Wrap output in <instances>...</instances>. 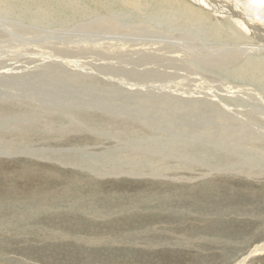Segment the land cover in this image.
<instances>
[{
  "label": "bare ground",
  "instance_id": "1",
  "mask_svg": "<svg viewBox=\"0 0 264 264\" xmlns=\"http://www.w3.org/2000/svg\"><path fill=\"white\" fill-rule=\"evenodd\" d=\"M239 1L241 3L242 9L237 11L235 9V6L231 2H223L222 0H0V6L12 8L13 10L21 12L22 14H25V16L27 18H29L31 21H34V22L39 24V25L33 26L31 24L21 25L22 23H15V24H2L1 23L0 24V36L5 35L6 34L5 31H9V28H11V27L22 26L20 28L25 29V30H28V27L32 28V31L36 30V33L33 34L34 37H37V41H34L35 42L34 46L36 45L39 47L40 46L44 47L47 44L50 47V43L52 44V41H51L52 39L60 41L62 39L65 40L64 38L68 37V38H75L76 39L75 45L67 47V50H70V51H73V49H75L78 53L83 51L84 53H95V52L111 53V54L132 53L133 55H137L136 57H134L135 59H133V61L131 59L132 62L130 61L131 63H129V64L133 65V67H131V68L125 66L121 69H117V68H115L114 64L108 63L107 66H103V67L100 66V68L97 70L105 73L106 75L110 74L111 76H108V78H110L111 80H117L116 79V76H118L117 72H120V75L122 74L123 78H120L118 80V83H120L122 86H124L123 90L126 93V95L122 94V96L119 97L120 101H117L118 99L116 101H113V102L119 104V105H116V104H114V105H116L120 108H123V107H125L124 105H126L128 108L136 110L137 112H140L136 116L132 115L135 118H130L129 116L122 115L121 113H120V116L111 113V114H107L108 116L99 115L98 117H95V115L92 113V111H87V110L82 111V109L74 108L75 106L74 107L72 106L74 109L73 108L65 109L63 107L62 108H56L54 105H53L54 108L53 107L50 108L49 106L45 107V106H43V104H37V103H35L34 100H29V99L28 100L31 103L20 102L18 104H15L14 100L0 101V120L8 121L9 123H11L13 121L11 123V125H9V126H4V127L0 126V131H1L0 132V155H5L7 157L5 159L15 158L17 156L23 155V156L30 157L31 159L37 158V160L40 159V160H42V162L45 161V163L46 162L49 163V160H53L52 158L45 157L43 155L42 156L41 155L36 156L34 154L38 150L45 151V149H39V148L33 149L31 147H26L23 150H26V151L30 150L31 153L15 152V151H18L17 149H19L21 147V144H14L12 142L13 138L14 137L17 138V136H20L19 137L20 140L25 141V139H26L25 135L26 134L39 133V134H41L40 137L37 138V140L34 142L38 141V143L42 142L44 144L45 143H55V142H61L62 143V141L63 142H68V141L70 142V140H76V139L81 138L83 136L85 137L86 133H84V132L91 131L93 133V135H91L93 138L89 137V139H90V141H92V140L96 141L97 140L96 134H99L102 131L103 132L106 131L105 133L107 134L106 135L107 137L105 136L102 138L104 140V146H106V145L110 146L111 141L115 142V140H121V141L127 140L128 141V140L140 139L142 137H147L146 139L150 140L151 148L154 149V150L146 151V150H141V148L139 149V147H137L136 149L115 150V152L113 154L108 153L109 154L108 159H105L106 158L105 157L104 160L101 159V162H98V163H96L94 161L96 163L94 165L89 164V163L90 162L92 163L93 159H96V158L91 157V156H87V155L78 157L77 163H79V162L85 163L86 166H88V164H89L90 167L88 168V171H89V169L94 170V171L95 170L100 171V173H101V171H103L102 176L105 175L106 177L107 176L111 177V179L117 178V180H119L120 178H123L125 176L124 174H128L127 176L129 178L133 177V178L138 179L137 177L138 176L140 177L141 175H138L136 177L134 174L136 173V175H137L138 172H140V173L143 172V174L148 173L149 176L150 175L152 176V183L153 184H156L157 179L161 180L162 182L161 181L160 182L164 183V187L163 186L162 187L164 189H166L168 186L174 185L173 183H171L170 181L165 179L169 176L171 177L173 174H181L182 172H185L186 169H189V171H191V172H202L203 170H206L207 168L214 167V168H218V169H223L222 170L223 172H226L227 174L233 175L235 177H239L241 180H246V181L251 182L252 179L258 178L257 180L263 181L264 180V154L263 155L258 154L257 156H254V154L256 152H253V150L257 149L259 153L264 152V138H261V137H264L263 134H261L264 132H262L260 130V127L264 129V95L262 94V93H264V0H239ZM143 16H144V18H146L145 16H148L149 18L152 17V19L153 18L156 19L157 21L154 20L156 22V23H154L155 25L154 24L152 25L153 21H152V23L150 22V24H148L149 19L147 20L148 23L145 21H138ZM140 20H144V19L142 18ZM150 20H151V18H150ZM137 29L142 30L144 33H142L141 36L137 35V32H139V31H135ZM145 33L149 34L148 36H151L152 38H155V39L152 40V42L150 41L151 39L147 42L145 39H148V38H145L143 36ZM134 36L136 38H134ZM95 37H99V38H95ZM31 39H33V38H31ZM91 41H94V42H91ZM30 42H32V41L30 40ZM157 42H159V43L155 44ZM70 43H72V42H70ZM40 53H44V52H40ZM139 53H141V54H139ZM157 53H164V54L165 53H183V56H178V55L174 56L173 55V57H166V56L159 57ZM40 55H42V54H40ZM55 58L57 59V57H55ZM160 58H163L162 62H164L163 60H169L171 62V65H172L171 67L175 68L177 71H179V69L186 70L188 72H191L192 74L199 75L201 79L202 78L207 79L206 77H210V79H214L215 77H217L216 80H219V78L226 80L225 83H219L218 86L216 85V87L220 88V90L222 89V92L224 91V93H221V91L220 92L216 91L215 90L216 88L214 90H209L208 93H207V91L200 89V88L188 89L187 91L185 89L182 92H180L179 94H173L172 92H168V91L162 92L161 90L164 88H159L158 86H155V85H151L152 88H150L149 91L154 89L151 92H147L148 90H145L146 92H137V91L135 92V91L127 88V87H130L133 89L134 87L139 86L138 88L143 89L144 86L148 87L147 86L148 83H146V84L143 82H139L138 84L137 83H130L126 79H132V80L136 79V78L139 79L142 76V79L145 78L148 81H151L152 76L157 78V76L160 72V67H161V65L159 63ZM37 60H41L42 64H38V65L36 64V67L38 68V70H36V72L31 71V70L29 72L25 71V72H22L20 74L15 75L14 79H16L19 82L20 81H27L28 82L30 80H35V77H36V79H38L37 81L42 82V81H47V80L52 79V78H59V80H62V78L67 77V78H70L69 81L74 80V79L75 80L79 79L81 81V83H84V84L85 83L87 84V82H90L89 84L92 85V83H93V88H95V86L101 87L103 90H106V88H107L106 86H103L102 80L96 76H93L92 73H82L81 71H74V70L68 69L66 67H63L64 65H60L59 63H56V62L49 64L48 61H47V63H44V61L42 59H37ZM52 61H54V60H52ZM45 62H46V60H45ZM36 63H37V61H36ZM153 65H155V66H153ZM156 65H159V67H156ZM142 66H149V67H146L144 69ZM140 67H142L143 69H140ZM217 69H220V71H223V74H221V73L219 74V72L216 73ZM211 71H215V72H211ZM224 72H226V73H224ZM162 74L167 76V77H175V78H182L183 77V76H180L181 74L178 72H175L173 75H171L169 72L165 71ZM230 75H231V78H233V79L239 78L240 79L239 80L240 85L237 84V85L231 86V84L233 85V81L224 77V76H230ZM113 76H115V77H113ZM133 76L135 78H133ZM220 76H222V77H220ZM248 81L250 82L249 86L253 85V88L247 86L248 84L246 82H248ZM230 82H232V83H230ZM245 83L247 85H245ZM119 87H118V89H119ZM224 87H225V89H223ZM156 88H158L159 91H161V92H157V91L155 92ZM202 88H204V87H202ZM206 88L209 89L210 87H206ZM96 90H99V88H96ZM169 90H170V88H169ZM117 92H120V91L117 90ZM184 94H192V95H190V97H188V96H183ZM171 96H173L172 97L173 99L170 98ZM134 97L136 98L134 100V102L127 101V99H132ZM115 99H116V97H115ZM49 102H47V103H49ZM241 103H247L248 107L243 106ZM178 110H183V111L184 110H192L194 113H191V114H199L195 117L201 118L200 124L194 123V124L185 125L184 123H182L183 126H181V127H180V125L177 126V128H180L179 130L173 129V131H171L172 135H168L170 130H171L170 127L165 129V133H158L161 130V129L158 130V127H161V125H159V124H162L163 122L171 121V118H178V117H182L184 115L183 112L177 113ZM188 113H190V112H188ZM150 114H158V115H150ZM210 118H212L214 121L211 122ZM128 121H130V122H128ZM81 125L86 126L84 131H83V128L81 127ZM93 125H96L97 127H101L102 128V129H100L101 131L98 132L97 129L92 127ZM168 125H170V124H168ZM184 125H185V128H184ZM72 137H74L75 139H73ZM45 139H49V140H45ZM155 140L160 141V143L155 141ZM196 141H200L199 146L193 145L194 142H196ZM155 143L158 146H155L156 145ZM246 143L251 144V146H252L251 149H247V148H245V146H243ZM159 146H161V147H159ZM217 148L223 149V151L222 152H216ZM32 151H34V152H32ZM234 156H237V158L238 157H240V158L238 160H233ZM231 160H233V161L230 162ZM32 161H33V159H32ZM7 162H9V161H7ZM36 162H38V161H36ZM228 162H230V163H228ZM18 163H19V161H18ZM45 163H43V165L53 169L57 173L58 178L59 177L65 178L66 176H69L71 173L73 175H75L74 174L75 172L73 173V169H72V171L69 170L70 168H65L62 170H56L54 168V165H49V164L47 165ZM181 163H184V166L181 165ZM3 164H5V163H3ZM7 164H9V163H7ZM13 164L15 165V163H13ZM127 164H129L130 166H128ZM75 165H77V164H75ZM21 167H22V165H21ZM23 167H25V166H23ZM61 167H63V166H61ZM126 167H128V169ZM80 168H82V167H79L78 169L80 170ZM127 170H129V171L127 172ZM208 171H206V173ZM15 172H14V174H15ZM9 173H11V172H9ZM219 173H221V171ZM163 175L167 176V177H164ZM205 175H203V176H205ZM208 175H209V173H208ZM217 175H218V173H217ZM86 176H88V175H86ZM178 176H180V175H178ZM209 176H211V175H209ZM128 177H126V178H128ZM214 177H215V173H214ZM229 177H231V176H228V177L226 176L225 178H229ZM23 178H25V177H23ZM58 178H55V179H58ZM175 178L176 177H173L174 180H175ZM225 178H223V179L226 180ZM168 179L170 180L171 178H168ZM199 179H201V178H199ZM62 180H64V179H62ZM62 180L60 179L59 181H62ZM66 180H68V178ZM176 180H178V179H176ZM179 180H186V179L183 178V179H179ZM20 181L22 182V180H20ZM25 181L26 180L24 179V182ZM135 181H137V180H135ZM191 181H193V180H191ZM235 181H236V179H235ZM237 181L239 183V180H237ZM86 182L84 181V184ZM216 182H218V181L216 180ZM224 182L222 181L223 184H224ZM226 182H227V180H226ZM126 183H127V181H126ZM133 183H136V182H133ZM146 183H149V182L146 180ZM157 183H158V181H157ZM243 183L245 184L244 181H243ZM17 184H19V183H17ZM23 184H21V185H23ZM37 184H40V182H38ZM87 184L88 183H86V185ZM195 184L198 185V183H195ZM223 184H222L221 188L224 186ZM229 184H231V183H229ZM47 185L49 186V188L51 187L48 183H47ZM90 185H91V183H90ZM132 185H134V184H132ZM189 185H191V184H189ZM216 185H218V183ZM256 185H258V184H256ZM263 185H264V183H263ZM35 186H37V185H35ZM73 186H75V185H73ZM122 186L124 187V185H122ZM242 186L243 185H241L240 187H242ZM18 187H21V186H18ZM45 187H46V184H45ZM81 187H79V189ZM83 187H82V189H84ZM90 187H92V186H90ZM116 187H118V186H116ZM132 187H135V186H132ZM215 187H217V186H215ZM231 187H233V186L231 185ZM77 188H78V186H77ZM77 188H75V189L77 190ZM127 188L128 187H124L123 189H117L116 188L117 190L114 192V195L110 196V198L112 197L110 200H112V202L114 201L113 204L112 205L110 204V205L114 206V203L116 202V205L118 206V208L116 206L115 207L117 209H119V208H120V210L124 209V211H121V212L126 211V213L128 212L131 214V211L133 209H137L139 207L143 208L145 206V203L139 204L138 200L140 197L138 196L139 195L138 194L137 196H135L133 198V200H131V199H130L131 201L129 200L130 202H133L132 204H130L131 206L129 207V202H125V200H124L125 197L127 196V194H130L129 190H127ZM187 188H185L184 186L182 187V189H186L185 191L188 190L186 192V194L187 193L190 194L194 191V190L192 191L190 189L191 188H197V187L193 186L190 189H187ZM224 188H226V187L224 186ZM228 188H229V186H228ZM243 188H245V187H243ZM137 189H138V187H137ZM152 189H153V187H152ZM248 189H249V187H248ZM76 190L73 189V192ZM168 190H169V188H168ZM168 190L166 189V194H165L166 199L163 200L164 203L169 201V199L171 200L173 198V197H171L172 195H170ZM218 190H220V189H218ZM70 191H71V189H70ZM139 191H142V193H144L146 195V197L149 199V196H150V195H148V194H150L149 189L141 188V189H139ZM172 191L174 192V194H173V196H174L175 191L173 189H172ZM172 191H170V192L172 193ZM176 191H178V189ZM238 191H240V190H238ZM241 191H244V193H245L246 189L241 190ZM249 191L251 192V190H249ZM257 191H258V189H257ZM49 192L51 193V191H49ZM158 192L161 193L160 191H158ZM224 192H226V190ZM224 192L222 191L221 194ZM247 192H246V195H247ZM34 193H37V192L35 191ZM39 193H42V191ZM59 193L61 194V192H59ZM68 193H69V191H68ZM155 193H153V194L155 195ZM179 193L181 194L182 192H179ZM201 193H202V191H201ZM214 193L215 192H213L212 194H214ZM31 194L32 193L30 192V195ZM52 194H54L53 191H52ZM75 194H77V192ZM94 194H96V193H94ZM226 194H227V192H226ZM26 195H27V192H26ZM69 195L71 197V194H69ZM84 195H85V193H84ZM91 195H93V194H91ZM96 195L98 196V194H96ZM219 195H218V197H219ZM11 196H12V194H11ZM67 196H68V194H67ZM232 196L233 195H231L230 198ZM242 196H243V194H242ZM242 196H240V197L242 198ZM36 197H38V196H36ZM36 197H35V199H36ZM89 197H91L90 194H89ZM155 197H156V195H155ZM227 197H229V195ZM43 198H44V196H43ZM67 198L64 197L65 201H67ZM95 198H94V200H96ZM151 198H153V197H151ZM187 198H189V197H187ZM201 198L204 199V197H201ZM220 198H222V197L220 196ZM225 198H224V200H225ZM252 198H253V196H252ZM61 199H62V197H57L55 201H54V199H53V201L51 200L52 201V203L50 204L52 206V207L50 206L51 209H54L53 207L56 206L58 204V202L61 201ZM73 199H74V197H73ZM158 199H159V197H158ZM180 199H182V198H180ZM217 199H219V198H217ZM20 200H22V199H20ZM25 201H26V199H25ZM103 201H104V199H103ZM155 201H158V200L156 199V200H154V202ZM188 201H186V202H188ZM193 201H195V200H193ZM197 201H199V199ZM263 201H264V199H263ZM17 202H18V200H17ZM27 202L28 201H26L25 203L27 204ZM82 202H84V201H82ZM94 202H96V201H94ZM205 202H207V201L205 200ZM157 203H156V205H157ZM164 203H163V205H164ZM209 203H210V201H209ZM215 203H217V202L215 201ZM231 203H232V201H231ZM241 203L242 202H240V204ZM18 204L20 206L23 205V204L21 205L20 203H18ZM43 204H44V202H43ZM83 204H85V203H83ZM88 204L89 203H87V205ZM93 204H95V203H93ZM10 205H11V202H10ZM87 205H83V206L86 207ZM159 205H160V203H159ZM181 205H179V207H180L179 210L181 209ZM212 205H214V203H212ZM221 205H222V203H221ZM255 205H257V204H255ZM29 206H30V204H29ZM40 206H41V204H40ZM88 206H87V208H88ZM92 206H94V205H92ZM69 207H71V206H69ZM192 207H193V205L191 206V208ZM213 207H215V206H213ZM34 208H36V207H34ZM100 208L103 210L102 211L100 210L99 212L105 211L104 207L98 206L96 209H100ZM116 208H115V210H116ZM19 209H20V207H19ZM27 209H29V208H27ZM63 209H64V207H63ZM81 209L82 208H80V210ZM106 209H108V208H106ZM160 209H158V211H155L154 213L140 214L141 215L140 218L145 219V220L136 219V221L138 220V223H140V228L142 229L143 227H146L150 221L152 222V219H153V223H155V224H160V225L165 226L166 223H169V221H167V220L164 222V220L166 218L164 216V214H166V212H164L165 209L164 210H160ZM183 209H184V211H186L185 210L186 208H183ZM67 210H68V208H67ZM115 210L112 212V214L115 213ZM237 210H239V209H237ZM23 211H25V210H23ZM56 211H58V210H56ZM70 211H72V210H70ZM145 211H148V210H145ZM210 211L207 210V212H210ZM10 212H8V213L10 214ZM14 212L16 213L17 211H14ZM64 212L65 211H63V213ZM85 212H87V211H85ZM117 212H118V210H117ZM137 212H139V211H137ZM151 212H153V211H151ZM204 212L205 211L203 210L202 213H204ZM103 213H104L103 215H101L100 213L98 214V212L93 214V217L91 218V220H93L94 222L96 220H100L101 217L105 216L106 212H103ZM237 213H239V212L236 211V215H238ZM245 213H243V214L245 215ZM9 214L0 213V216L3 217V218L0 217L1 218L0 222H3L6 219H8L10 217V216H8ZM24 214L25 213H23V215ZM187 214H188V212H187ZM124 215L125 214H123V216ZM135 215H136V213H135ZM186 215L183 217V219L188 218V217L186 218ZM189 215H191V214H189ZM199 215H201V214H199ZM254 215H256V214H254ZM60 216H61V214H60ZM127 216H129V215H126L125 217L127 218ZM168 216H169V214H168ZM22 217H24V220L26 219L25 216H22ZM112 217H113V215H112ZM129 217H131V215ZM245 217H247V216H245ZM46 218H48V216L45 217V219ZM49 218H50V216H49ZM61 218H63V217H60V219ZM120 218L121 217H119V219L117 218V220L122 221L123 218H122V220ZM136 218H138V217H136ZM15 219H13V220H15ZM82 219H84V217ZM114 219H115V217H114ZM223 219H225V218H223ZM10 220L12 222V219H10ZM52 220H53V218H52ZM77 220H79V218ZM77 220H72L71 222H68L69 224H66V225L72 226L71 228L80 227V229L81 228L83 229L86 227V225L85 226L82 225V224H84V222H82L81 219H80L81 223H80V221H77ZM200 220L201 219H199V221L197 220L198 222H196V223H198V224L195 223L193 225V227H191V228L192 229H195L198 227L203 228V229L204 228H210V227L212 228V226L210 224L206 223L205 221L202 222ZM203 220H204V218H203ZM259 220H260V218H259ZM55 221H54V223H55ZM45 222H47V221H45ZM117 222L120 223L119 221H117ZM117 222H115V223H117ZM130 222H127V223L130 224ZM100 223L102 224V222H100ZM106 223H104V224L106 225ZM110 223H111V221H110ZM133 223H135L134 219H133ZM226 223H228V222H226ZM235 223H236V221H235ZM258 223H260V221ZM0 224H2V223H0ZM14 224L9 225L8 228H14L15 227ZM38 224H39V222H38ZM49 224L53 225L51 222ZM129 224L125 225L122 222L121 225L118 224L119 226H117L119 229H121L122 234L123 233H124V235L127 234L125 236L126 238H128L127 236H131L128 234L130 232H132L131 230L134 229V227H132L133 225H129ZM220 224H221V222H220ZM261 224H262V220H261ZM80 225H82V226H80ZM98 225H99V223H98ZM136 225H137V223H136ZM233 225H235V224H233ZM263 225H264V222H263ZM89 226L87 224L86 229H88V231H89ZM150 226H152V225H150ZM24 227L26 229L25 231H27V232L34 230L33 227H37L38 229H40L39 228L40 226L38 227V225L35 224V220L31 221L30 225L25 224ZM112 228H113V226H112ZM181 228H182V226H181ZM19 229H21V228H19ZM98 229H99V227H98ZM149 229H150V227H149ZM233 229H236V228H233ZM21 230H18V231H21ZM52 230H54V229H52ZM56 230H58V229H56ZM62 230L63 229H61V232H62ZM156 230H157V228H156ZM165 230H163V231H165ZM256 230H258V229L256 228ZM59 231H57V232H59ZM65 231H66V229H65ZM71 231L70 232L68 231V232L71 233V235L75 237V235ZM112 231H114V230H112ZM149 231L153 232L151 230H149ZM149 231H147V232H149ZM183 231H179V232L181 233ZM258 231H260V230H258ZM37 232H39V231H37ZM119 232H120V230H119ZM147 232L145 231V232H143V234L144 233L147 234ZM160 232H162V230ZM167 232H169V231H167ZM190 232H192V231L190 230ZM209 232H212V231H209ZM228 232H229V230H228ZM42 233H44V232H42ZM109 233H111V231ZM135 233L137 234V231ZM155 233H153L154 234L153 236H155ZM53 234H56V231ZM63 234L65 235V232ZM80 234H79V236H80ZM122 234H120L119 236H114V235H111V236H113V238L116 240L120 239V238H122L121 240H123V241L127 240V239L122 237ZM138 234H139V232H138ZM251 234H252V232H251ZM132 235H133V233H132ZM235 235H236V233H235ZM46 236H48V235H46ZM54 236H56V235H54ZM76 236H78V234ZM82 236H83V234H82ZM187 236H189V235L186 234V237ZM220 236H221V234H220ZM249 236H250V234H249ZM35 237H37V236L35 235ZM94 237H96V236L94 235ZM136 237H134V238H136ZM150 237H152V236L147 234V235H143L141 238H142V240H143V238L144 239L146 238V239H148V241H150L149 240ZM172 237H173V235H172ZM252 237H253V235H252ZM255 237H256V234H255ZM46 238H48V237H46ZM80 238H82V237L80 236ZM168 238L169 237H167V239ZM214 238H216V237H214ZM70 239H74V238L72 237ZM77 239H79V238H77ZM96 239H97V237H96ZM110 239H112V238H110ZM156 239H157V237H156ZM172 239H171V242H172ZM139 240H138V242H139ZM232 240H233V238H232ZM247 240L248 239H246V241ZM258 240H259V238L257 239V241ZM42 241H44V240H41V242ZM63 241H65V240H63ZM86 241H88V239ZM99 241H101V240H99ZM102 241H104V239ZM105 241H108V240H105ZM133 241H134V239H133ZM174 241H176V240H174ZM17 242L19 243V241H16V243ZM80 242H78V243H80ZM121 242L122 241H120V243ZM141 242H142V245L146 244V242H143V241H141ZM168 242H169V244H171L170 241H168ZM20 243H21V241H20ZM91 243H93V242H91ZM112 243H115V242H112ZM154 243H150V244L152 245ZM177 243H178V241H177ZM196 243L197 242H195V244ZM237 243H240V242H237ZM169 244H167V247L169 246ZM217 244L219 245V243H217ZM217 244L215 242L214 243L212 242L209 244V246L212 249L217 250L218 249L216 247ZM27 245L30 248L39 249V247H37V246H33V245L28 244V243H27ZM110 245H111V243H110ZM128 245H130V244H128ZM134 245H135V243H134ZM196 245H195V247H196ZM248 245L244 246L243 248L240 246L241 248H239V252H241V250L243 252L245 250V247H247ZM67 246H68V243H67ZM71 246H73V245H71V243H70V247L68 246L69 250L67 252H70ZM95 246H97V244ZM52 247H55L54 244ZM62 247L64 249L63 245H62ZM62 247H60V248L62 249ZM138 247H140V246L138 245ZM171 247H172V245H171ZM189 247H190V244H189ZM220 247H221V244H220ZM16 248L18 249V247H16ZM74 248H75V246H74ZM141 248H140V250H141ZM9 249H10V247H9ZM51 249H53V248H51ZM183 249H185V248H183ZM263 249H264V242H262V243L259 242V244H256L252 249L249 250L248 253H246V254L244 253V255H241V257L238 259V262H236L235 264H239V263L241 264V262L247 260L249 257H253L254 255L259 253L260 251H263ZM58 250L60 251V249H58ZM148 250L150 252V249H148ZM50 251H48V252H50ZM59 251H55L56 254ZM71 251H72V249H71ZM81 251H83V250H81ZM111 251L113 252V255L107 257L105 259L106 261L107 260H113V259L117 258V255L119 256V254L115 255V253L117 252V251L115 252V249H112ZM130 251H132V250H130ZM156 251H158V249ZM26 252H27V250H25V253ZM65 252L66 251H64V253ZM96 252L100 253V250L90 249L89 251H84L83 254L84 253H96ZM125 252H126V250H125ZM239 252H237V253H239ZM52 254L54 255L55 253H52ZM100 254L102 255V253H100ZM143 254H145V253H143ZM208 255L209 256L211 255L215 261L221 262V260H217V259H220V255H222V254H215L214 253L212 255V253H210ZM188 256H190V255H188ZM196 256L197 255H195V257ZM132 257H134V256H132ZM90 258H88V259L92 260V257H90ZM98 258H100V257H98ZM120 258H122V257H120ZM54 259H56V258H54ZM13 260H15V259H13ZM60 260H61V258H60ZM67 260H69V259H67ZM37 261L38 260H36V262ZM69 261H71V260H69ZM140 261L141 260H139V262ZM161 261H162V259H161ZM88 262H91V261H88ZM112 263L115 264L116 260H115V262H112ZM81 264H83V263H81ZM89 264H92V263H89ZM153 264H156V263H153ZM218 264H221V263H218ZM222 264H223V262H222Z\"/></svg>",
  "mask_w": 264,
  "mask_h": 264
},
{
  "label": "rangeland",
  "instance_id": "2",
  "mask_svg": "<svg viewBox=\"0 0 264 264\" xmlns=\"http://www.w3.org/2000/svg\"><path fill=\"white\" fill-rule=\"evenodd\" d=\"M222 1L223 2H231L235 6V9L237 11L242 9V6H241V3H240L239 0H222ZM0 15H1L0 16V24L1 23L2 24L22 23L21 25H26V24H31L33 26L34 25H39L38 23H36L34 21H31L29 18H27L25 16V14H22L21 12L13 10L12 8H7V7H4V6H0ZM145 17L146 18H144V16L140 18V19L143 18L144 20H140L139 19L138 21H145V22L148 23L147 20L149 19V23L148 24H150V22L152 23V21H153L152 25L154 23H156L154 21L156 19H154V18L152 19V17H150L151 18V20H150V18L148 16H145ZM20 27H22V26H20ZM20 27H11V28H9V31H5L6 32L5 35L0 36V101L14 100L15 104H18L20 102H25V103L29 102V103H31L29 100H34L35 103L43 104V106H45V107L49 106L50 108L51 107L54 108V106H55L56 108H62L63 107L65 109H67V108H73L75 106L74 108L82 109V111H85V110L92 111V113L95 115V117H98L99 115L108 116L107 114H111V113L120 116V113H121L122 115L129 116L130 118H135L132 115L136 116V115H138L140 113V112H137L136 110L128 108L126 105H124L125 107L120 108V107L116 106V105H119L118 103L113 102V101H116L117 99H118L117 101H120L119 97L122 96V94L126 95V93L123 90L124 86H122L120 83H118V80L120 78H123L122 74L120 75V72H117V75H118V76H116L117 80H111L110 78H108V76H111L110 74L106 75L105 73L100 72V71L97 70V69L100 68V66H102V67L103 66H107L108 63L114 64L115 68H117V69H121V68H123L125 66L131 68V67H133V65L129 64V63H131L133 61V59H135L134 57H136L137 55H133L132 53H115V54L98 53V52H95V53H84L83 51L78 53L75 49H73V51H70V50H67V47L75 45L76 44V41H75L76 39L75 38H68V37L64 38L65 40L62 39L60 41L52 39L51 40L52 44L50 43V47L47 44L44 47H42V46L39 47V46H36V45L34 46V44H35L34 41H37V37H34L33 34L36 33V30L32 31V28H29V27H28V30H25V29H22ZM135 31H139V32H137V35H140V36H141L142 33H144L142 30H139V29H137ZM148 35L149 34L145 33L143 36L145 38H148V39H145L147 42L150 39H151L150 41L152 42V40H154L155 38H152L151 36H148ZM31 38H33V39H31ZM95 38H99V37H95ZM134 38H136V37L134 36ZM29 39L32 42H30ZM70 42H72V43H70ZM91 42H94V41H91ZM158 43L159 42H157L155 44H158ZM40 52H44V53H40ZM40 54H42V55H40ZM139 54H141V53H139ZM157 54H158L159 57H162V56L173 57V55L174 56H177V55L178 56H183V53H165V54L164 53H157ZM55 57H57V59ZM37 59H42L44 61V63H47V61H48L49 64L56 62V63H59L60 65H64L63 67H66V68L74 70V71H81L82 73H92L93 76H96L99 79H101L102 82H103V86H106L107 88H106V90H103L101 87H98V86H95V88H93V83H92V85L89 84L90 82H87V84L86 83L84 84V83H81V81L79 79H76V80L74 79V80L69 81L70 78H67V77L62 78V80H59V78H52V79H49L47 81H42V82L37 81L38 79H36V77H35V80H30L28 82L27 81H20L19 82L16 79H14L15 75L20 74V73L25 72V71L29 72L31 70V71H35L36 72V70H38V68L36 67V64L37 65L38 64H42L41 63L42 61L41 60H37ZM131 59H132V61H131ZM162 59L163 58L159 59L160 60L159 63L161 65V67H160V72H159L157 78L152 76V80L151 81H148L145 78L142 79V76L139 79L136 78V79H133V80L125 78L130 83H137V84L139 82H143L145 84L148 83L147 84L148 87L144 86L143 89L142 88H138L139 86H136L133 89L130 88V87H127V88H129V89H131V90H133L135 92L136 91L137 92H146L145 90H148L147 92H151V91L154 90V89H152L151 91H149V89L152 88L151 85H155V86H158L159 88H164V89L161 90L162 92L168 91V92H172L173 94H179L180 92H182L185 89L187 91L188 89H194V88L203 89V90L207 91V93H208L209 90H214L216 88L215 89L216 91H218V92L221 91V93H224V91L222 92V89L220 90V88H217L216 85L218 86L219 83H225L226 80L221 79V78H219V80H216L217 77H215V78L213 77L214 79H210V77H206L207 79H204V78L201 79L199 75L192 74L191 72H188L186 70L179 69V71H177L175 68L171 67L172 65H171V62L169 60H163L164 62H162ZM45 60H46V62H45ZM52 60H54V61H52ZM36 61H37V63H36ZM153 66H155V65H153ZM142 67L145 69L146 67H149V66H142ZM142 67H140V69H143ZM156 67H159V65H156ZM165 71L169 72L171 75H173L175 72H178V73L181 74L180 76H183V77L182 78L167 77V76L162 74ZM211 72H215V71H211ZM217 72H219V74L220 73L223 74V71H220V69H217L216 73ZM224 73H226V72H224ZM113 77H115V76H113ZM220 77H222V76H220ZM224 77H226V78H228V79L233 81V85L231 84V86H234V85H237V84L240 83V81H239L240 79L239 78H234L233 79V78H231V75L230 76H224ZM133 78H135V77L133 76ZM248 82H246L248 85L246 83H245V85L249 86L250 82L249 83ZM230 83H232V82H230ZM118 87H119V89H118ZM202 87H204V88H202ZM206 87H210V88L207 89ZM249 87L253 88V85L249 86ZM96 88H99V90H96ZM169 88H170V90H169ZM223 89H225V87ZM117 90L120 91L121 93L117 92ZM156 91L157 92H161V91H159L158 88H156L155 92ZM262 94L264 95V93H262ZM190 95H192V94H184L183 96L190 97ZM115 97H116V99H115ZM172 97L173 96H171L170 98H172ZM135 99L136 98L134 97L132 99H127V101L134 102ZM47 102H49V103H47ZM114 104H116V105H114ZM241 104L243 106H245V107H248L247 103H241ZM181 112L184 113V115L182 117L171 118V121L163 122L162 124H159V125H161V127H158V130L159 129H161V130L158 133H165V129L170 127L171 130H170L168 135H172L171 131H173V129L174 130H179L180 128H177V126L178 125H180V127L183 126L182 123H184L185 125L194 124V123L200 124V122H201L200 119L201 118H199V117L196 118L195 117V116H197L199 114H191V113H194L192 110H184V111L183 110H178L177 113H181ZM188 112H190V113H188ZM150 115H158V114H150ZM210 121L212 122L214 120L212 118H210ZM128 122H130V121H128ZM11 123H9L8 121L0 120V126L1 127L9 126V125H11ZM168 124H170V125H168ZM185 125H184V128H185ZM81 127L83 128V131H84L86 126L85 125H81ZM92 127L97 129L98 132L101 131L100 129H102L101 127H97L96 125H93ZM260 130L262 132H264V129L261 128V127H260ZM105 132L102 131V132H100L101 134L100 133L96 134L97 135V138H96L97 140L96 141H93V140L90 141L89 137L93 138L91 136V135H93V133L91 131L84 132V133H86L87 137L83 136V137L78 138L76 140H70V142L69 141L68 142H63L62 141V143L61 142H55V143H45L44 144L42 142L38 143V141L34 142V141L37 140V138L40 137L41 134H39V133L26 134L25 135V138H26L25 141L20 140V138H19L20 136H17V138L14 137L15 139L13 138L12 142L14 144H21V147L19 149H17L18 151H15V152L31 153L30 150H27V151L23 150L26 147H31L33 149L34 148L45 149V151H40V150H38L37 152L35 151L36 153H34V154L36 156H40V155L42 156L43 155L45 157L52 158L54 161L53 160H49V163H47V162L45 163V161L42 162V160H40V159L37 160V158H32L33 161L35 160L33 162L30 157L23 156V155L17 156L15 158L5 159V158H7L5 155H0V164L2 165V166L0 165V173H1L0 174V176H1L0 177V198H1L0 199V204H1L0 205V213L9 214L8 212L11 211L10 214L8 215L10 217L8 219H6L5 221L0 222V223H2V224H0V264H62V263L63 264H71V263L72 264H81V263H83V264H89V263H92V264H114L112 262H115V260H116L115 264H124V263L125 264H133V263L134 264H141L142 262H143L142 264H153V263H156V264H160V263L161 264H174V263L175 264H187V263L188 264H218V263H221L222 264V262H223V264H235L236 262H238V259L241 257V255H244V253L245 254L248 253L249 250L252 249L256 244H259V242L260 243L264 242V231H263L264 230V225H263V222H264V201H263V199H264V185H263L264 180L263 181L257 180L258 178L252 179L251 182L246 181V180H241L239 177H235L233 175L227 174L226 172H223L222 171L223 169H218V168H214V167L207 168L209 171L206 169V170H203L202 172H191V171H189V169H186L185 172H182L181 174H173L171 177L170 176L167 177V176L163 175L164 177H167V178H165L166 180L170 181L171 183H173L175 185V186L174 185L173 186H168L166 188L167 190L169 188L168 191H169L170 195H172L171 197H173V198L175 197V198L174 199L172 198L171 200L169 199L170 202L167 201V202L164 203L163 200L166 199L165 198L166 189L163 188L164 187V183H161L162 181L157 179L156 180V184L157 185L153 184L152 183V176L151 175L149 176L148 173H146V174L144 173L143 174V172H141V173L138 172L137 175L135 173L134 175L136 177L138 175H141L140 177L139 176L137 177L138 179L133 178V177H132L133 179L131 177L129 178L127 176L128 174H124L125 176L123 178H120L119 180H117V178H112L111 179V177H108V176L106 177L105 175L102 176V174H103L102 172L103 171H101V173H100V171H97V170L94 171V170H91V169H89L90 172L88 171V168L90 167L89 164H93L94 165V164H96L98 162H101V159L104 160L105 157H106L105 159H108L109 158V154L108 153L113 154L115 152V150L136 149L137 147H139V149L141 148V150H146V151L154 150V149L151 148L150 140L146 139L147 137H142L140 139L128 140V141L127 140H125V141L115 140V142L111 141V143H110L111 145L110 146H108V145L104 146V140L102 138L107 135ZM261 134H263V136H264V133H261ZM72 138L75 139L74 137H72ZM261 138H264V137H261ZM45 140H49V139H45ZM155 141L160 143V141H158V140H155ZM193 145L199 146L200 145V141L194 142ZM155 146H158V145L156 144ZM243 146H245V148H247V149H251V147H252L250 143H246ZM159 147H161V146H159ZM222 151H223V149H219V148H217V150H216V152H222ZM32 152H34V151H32ZM253 152H256L254 154V156H257L258 154L259 155H261V154L263 155L264 154V152H260L259 153L257 149L253 150ZM85 155L96 158V159H93V162L95 161L96 163L95 162L94 163L90 162L88 164V166H86L85 163H80V162L77 163L78 162L77 161L78 157L79 156H85ZM239 158L240 157L237 158V156H234L233 160H238ZM233 160H231L230 162H232ZM7 161H9V162H7ZM18 161H19V163H18ZM36 161H38V162H36ZM230 162H228V163H230ZM3 163H5V164H3ZM7 163H9V164H7ZM13 163H15V165ZM43 163H45L47 165L48 164L49 165H54V168L56 170H62V169H65V168H70L69 170L72 171V169H73V173L75 172L74 173L75 175H73L72 173L71 174L69 173L70 175L66 176L65 178H60V177L58 178L57 173L53 169H51V168H49L47 166H44ZM75 164H77V165H75ZM21 165H22V167H21ZM127 165L130 166L129 164H127ZM181 165L184 166V163H181ZM23 166H25V167H23ZM61 166H63V167H61ZM77 167L78 168L82 167V168H80V170H79ZM126 168L128 169V167H126ZM128 171L129 170H127V172ZM206 171H208V172L206 173ZM220 171H221L222 174L219 173ZM9 172H11V173H9ZM14 172H15V174H14ZM208 173L211 176H209ZM214 173H215V177H214ZM217 173H218L219 176L217 175ZM86 175H88V176H86ZM178 175H180V176H178ZM203 175H205V176H203ZM22 176L25 177V178H23ZM226 176L227 177L231 176V177L225 178ZM126 177H128V178H126ZM173 177H176L175 180L173 179ZM55 178H58L59 180L60 179L61 180L64 179V180L59 181L58 179H55ZM67 178H68V180H66ZM168 178H171V179L169 180ZM183 178L186 179V180H179V179H183ZM199 178H201V179H199ZM223 178H225L228 183ZM24 179L26 180L25 182H24ZM176 179H178V180H176ZM235 179H236V181H235ZM20 180H22V182ZM135 180H137V181H135ZM146 180L149 183H146ZM191 180H193V181H191ZM216 180L218 182H216ZM237 180H239L240 184L238 183ZM84 181L85 182L87 181L86 183H88V184L87 185H86V183L84 184ZM126 181H127V183H126ZM157 181H158V183H157ZM222 181L223 182L225 181L224 184L222 183ZM243 181L245 182V184L243 183ZM38 182H40L41 185L37 184ZM133 182H136V183H133ZM220 182L226 188H224V186L221 188L222 184ZM17 183H19V184H17ZM47 183L51 186L50 188L47 185ZM71 183L73 185H75L76 187L73 186ZM90 183H91V185H90ZM193 183L194 184L198 183V185L197 184L194 185ZM217 183H218V185H216ZM229 183H231V184H229ZM21 184H23V185H21ZM45 184H46V187H45ZM132 184H134V185H132ZM189 184H191V185H189ZM238 184L240 186L241 185H243V186L240 187ZM256 184H258V185H256ZM35 185H37V186H35ZM122 185H124V187H128L127 190H129V193H130V194H127V196L124 199L125 202H129V207L131 206L130 204L133 203V202H130V201L133 200V198L135 196H137L138 194H139L138 196L141 198V199L139 198L140 201L138 200L139 204L145 203V206L143 208L142 207L137 208L138 210L137 209H133L132 210L133 212L131 211V214L128 213V212L126 213V211L125 212H121V211H124V209H122V210H120V208L117 209L118 206L116 205V202L114 203V206H111L114 201L112 202V200H110L112 198V197L110 198V196L114 195V192L117 189H123L124 187ZM231 185L233 187H231ZM18 186H21V187H18ZM77 186H78V188H77ZM81 186L82 187L84 186L83 187L84 189H82ZM90 186H92V187H90ZM116 186H118V187H116ZM132 186H135V187H132ZM183 186L185 188L188 187L187 189H190L193 186H195L197 188H191L190 190H192V191L194 190L195 192L193 191L190 194L189 193L186 194V192L188 190L185 191L186 189H182ZM215 186H217V187H215ZM228 186H229V188H228ZM79 187H81V188L79 189ZM137 187H138V189H137ZM152 187H153V189H152ZM243 187H245V188H243ZM248 187H249V189H248ZM75 188H77V190ZM141 188H143V189L147 188V189L150 190L149 191L150 194H148V195H150L149 199L146 197V195L144 193H142V191H139V189H141ZM70 189H71V191H70ZM73 189L76 190V191H74L75 193L76 192H77V194L79 193L78 194L79 196L73 192ZM172 189L175 191V195L174 196H173L174 192L172 191ZM177 189H178V191H176ZM218 189H220V190H218ZM224 189L226 190L227 194H226V192H224L225 191ZM245 189H246L245 193H244V191H241V190H245ZM257 189H258V191H257ZM67 190L69 191V193H68ZM238 190H240L241 192L238 191ZM249 190H251V192ZM35 191L37 193H34ZM38 191L39 192L42 191V193H39ZM49 191H51V193ZM52 191H53L54 194H52ZM158 191H160L162 194L159 193ZM170 191H172V193ZM201 191H202V193H201ZM222 191L224 192V193H222L223 195L221 194ZM26 192H27V195H26ZM30 192L32 193L31 195H30ZM59 192H61V194ZM179 192H182V193L180 194ZM213 192H215V193L212 194ZM246 192H247V195H246ZM84 193H85V195H84ZM94 193L98 194V196L96 194H94ZM108 193L109 194L111 193V194L109 195ZM153 193H155L156 197H155V195ZM11 194H12V196H11ZM67 194H68V196H67ZM69 194H71V197L73 196L74 199H73V197L71 198ZM89 194H90L91 197H89ZM91 194H93V195H91ZM242 194H243L244 197L242 196ZM250 194L253 196V198H252V196ZM42 195L44 196V198H43ZM218 195H219V197H218ZM228 195H229V197H227ZM231 195H233V196L230 198ZM36 196H38L39 198L36 197ZM220 196L222 198H220ZM240 196H242V198ZM35 197H36V199H35ZM57 197H62V199H61L60 202H58V204L56 206L53 207L54 209H51L52 206L50 204L52 203L53 199L55 201ZM64 197L65 198L68 197L67 201H65ZM151 197H153V198H151ZM158 197H159V199H158ZM187 197H189V198H187ZM201 197H204V199L201 198ZM94 198L96 200H94ZM180 198H182V199H180ZM211 198L212 199L214 198V199L212 200ZM217 198H219V199H217ZM224 198H225V200H224ZM20 199H22V200H20ZM25 199H26V201H28L27 204L25 203L26 202ZM103 199H104V201H103ZM156 199L158 200V201H155L156 203L158 202L157 205L154 202V200H156ZM198 199H199V201H197ZM17 200H18V202H17ZM93 200L96 201V202H94ZM193 200H195V201H193ZM205 200L208 203L205 202ZM82 201H84V202H82ZM186 201H188V202H186ZM209 201H210V203H209ZM215 201L217 203H215ZM231 201H232V203H231ZM239 201L242 202V203L240 204ZM10 202H11V205H10ZM43 202H44V204H43ZM86 202L89 203L88 204L89 206L87 205ZM18 203H20L21 205L23 204V205L20 206ZM39 203L41 204L42 207L40 206ZM83 203H85V204H83ZM93 203H95V204H93ZM159 203H160V205H159ZM163 203H164V205H163ZM212 203H214V205H212ZM221 203H222V205H221ZM254 203L257 204V205H255ZM29 204H30V206H29ZM46 204L47 205L49 204V205L47 206ZM178 204L179 205L182 204L180 210H179L180 207H179ZM83 205H87L88 208H87V206L85 207ZM92 205H94V206H92ZM192 205H193V207L191 208ZM33 206L36 207V208H34ZM69 206H71V207H69ZM98 206L99 207H104L105 211H103V212H106V213H105V216L101 217L100 220H96L94 222L93 220H91V218L93 217V214H95L97 212H98V214L100 213L101 215L104 214L103 212H99L100 210L102 211L103 209H101V208L100 209H96ZM213 206H215V207H213ZM19 207H20V209H19ZM63 207H64V209H63ZM79 207L82 208V209L80 210ZM27 208H29V209H27ZM67 208H68L69 211L67 210ZM106 208H108V209H106ZM115 208H116V210H115ZM183 208H186L185 209L186 211H184ZM158 209H160V210H164L165 209L164 212H166V214H164V216L166 218H165L164 222L167 220V221H169V223H166L165 226L164 225H160V224H155V223H153V219H152V222L151 221L149 222L150 224L148 223V225L146 227H143L141 229L140 228V223H138V220H145V219L140 218L141 217L140 214L154 213L155 211H158ZM237 209H239V210H237ZM23 210H25V211H23ZM56 210H58V211H56ZM70 210H72V211H70ZM114 210H115V213L112 214V212ZM117 210H118V212H117ZM145 210H148V211H145ZM203 210L205 211L204 212L205 214L202 213ZM207 210L208 211L211 210V211L207 212ZM14 211H17V212L15 213ZM63 211H65V212L63 213ZM85 211H87V212H85ZM137 211H139V212H137ZM151 211H153V212H151ZM236 211L239 212V213H237L238 215H236ZM187 212H188V214H187ZM23 213H25V214L23 215ZM135 213H136V215H135ZM243 213H245V215ZM60 214H61V216H60ZM123 214H125V215L123 216ZM168 214H169V216H168ZM189 214H191V215H189ZM199 214H201L202 216L199 215ZM254 214H256V215H254ZM112 215H113V217H112ZM126 215H129V216L131 215V217L127 216V218H126L125 217ZM185 215H186V218L188 217L187 219H183V217ZM22 216H25L26 219L24 220V217H22ZM47 216H48V218L45 219V217H47ZM49 216H50V218H49ZM245 216H247V217H245ZM0 217L3 218L2 216H0ZM60 217H63V218H61L62 220L60 219ZM83 217H84L85 220L82 219ZM114 217H115V219H114ZM119 217H121L120 218L121 220L123 218V220L122 221L117 220V218L119 219ZM136 217H138V218H136ZM1 218H0V221H1ZM52 218H53L54 221L56 220L55 223L52 220ZM78 218H79V220H77ZM132 218L134 219L135 223H133V219ZM203 218H204V220H203ZM223 218H225V219H223ZM259 218H260V220H259ZM10 219H12V222H11ZM13 219H15V220H13ZM80 219L82 220V222H84V224H82V225H84V226L86 225V227L83 228V229L82 228L80 229V227L71 228L72 226L66 225V224H69L68 222H71L72 220H77V221H80V223H81ZM136 219H138V220L136 221ZM199 219H201L200 221H202V222L205 221L206 223L210 224L213 229L211 227L210 228H204V229L203 228H199V227L195 228L196 230L198 229L199 231L198 230L196 231L195 229H192L191 227H193V225L196 222H198ZM232 219L233 220L235 219V220L233 221ZM33 220H35V224L38 225V227L40 226L39 227L40 229H38L37 227H33L34 230L29 231V232L25 231L26 230L25 227H24L25 224L26 225H30L31 221H33ZM261 220H262V224H261ZM45 221H47V222H45ZM49 221L53 225L49 224L50 223ZM110 221H111L112 224L110 223ZM117 221H119L120 223H118ZM235 221H236V223H235ZM259 221H260V223H258ZM38 222H39V224H38ZM100 222H102V224ZM115 222H117V223H115ZM122 222L125 225L129 224L127 222H130L129 225H133L132 227H134V229L132 228L133 230H131L132 232H130L128 234V235H131V236H127L128 238L125 237L127 234L126 235H124V233L122 234L121 229H119L117 227V226L121 225ZM220 222H221V224H220ZM226 222H228V223H226ZM98 223H99V225H98ZM104 223H106V225ZM136 223H137V225H136ZM13 224L15 225V227L17 229L15 227H14L15 229L14 228H8L9 225H13ZM87 224H88V226L90 225L89 226V231H88V229H86L87 228ZM196 224H198V223H196ZM233 224H235V225H233ZM82 225H80V226H82ZM150 225H152V226H150ZM112 226H113V228H112ZM181 226H182V228H181ZM98 227H99V229H98ZM149 227H150V229H149ZM19 228H21L22 230L19 229ZM55 228L58 229V230H56ZM156 228H157V230H156ZM233 228H236V229H233ZM256 228L258 230H260V231L256 230ZM52 229H54V230H52ZM61 229H63L62 232H61ZM65 229H66V231H65ZM111 229L114 230V231H112ZM148 229L153 231V232H150ZM18 230H21V231H18ZM67 230L69 232L72 230L71 232L75 235V237L72 236L71 233H69ZM119 230H120V232H119ZM161 230H162V232H160ZM163 230H165V231H163ZM190 230L192 232H190ZM228 230H229V232H228ZM37 231H39V232H37ZM41 231L44 232V233H42ZM55 231H56V234H53V233H55ZM57 231H59V232H57ZM63 231L65 232L66 236L63 234L64 233ZM110 231H111V233H109ZM136 231H137V234L135 233ZM145 231L146 232L149 231V232H147V234L152 236L149 239L150 241H148V239H146V238L145 239L143 238V240H142L141 237L143 235H147L145 233L143 234V232H145ZM167 231H169L170 233L167 232ZM179 231H183V232L180 233ZM209 231H212V232H209ZM250 231L252 232V234H251ZM138 232H139V234H138ZM132 233H133L134 236L132 235ZM153 233H155V236H153L154 235ZM235 233H236V235H235ZM77 234H78V236H76ZM79 234H80V236L82 238H80ZM82 234H83V236H82ZM120 234H122L123 238H125L127 240L129 239V240L128 241L127 240L123 241V240H121L122 238L116 240V239L113 238V236H111V235L119 236ZM186 234L189 235V236L186 237ZM220 234H221V236H220ZM249 234H250V236H249ZM255 234H256V237H255ZM35 235L37 237H35ZM46 235H48V236H46ZM54 235H56V236H54ZM90 235L91 236L93 235V236L91 237ZM94 235L97 237V239H96V237H94ZM172 235H173V237H172ZM252 235H253V237H252ZM46 237H48V238H46ZM72 237L74 239H70ZM134 237H136V238H134ZM156 237H157V239H156ZM167 237H169V238L167 239ZM214 237H216V238H214ZM77 238H79L80 240L77 239ZM110 238H112V239H110ZM232 238H233V240H232ZM258 238H259V240L257 241ZM85 239L86 240L88 239V241H86ZM103 239H104V241H102ZM133 239H134V241H133ZM139 239L141 241H143V242H146V244L142 245V242ZM171 239H172V242H171ZM246 239H248V240L246 241ZM41 240H44V241L41 242ZM63 240H65V241H63ZM99 240H101V241H99ZM105 240H108V241H105ZM138 240H139V242H138ZM167 240L170 241L171 244H169V242ZM174 240H176V241H174ZM16 241H19V243L17 242L18 243L17 244ZM20 241H21V243L23 245L20 243ZM120 241H122V242L120 243ZM177 241H178V243H177ZM194 241L197 242L196 243L197 245L195 244ZM10 242L11 243L13 242V243L11 244ZM78 242H80V243H78ZM91 242H93V243H91ZM112 242H115V243H112ZM149 242L150 243H154L155 242V243L151 245ZM212 242L213 243L215 242L216 244L219 243V245L217 244L219 247L216 245V247L218 248L217 250H214V249H212L209 246V244L212 243ZM237 242H240V243H237ZM27 243L30 244V245H33V246H37V247H39V249L30 248L27 245ZM67 243H68L69 247H70V243H71V245H73L70 248V252H67L69 250V248L67 246ZM110 243H111V245H110ZM134 243H135V245L137 244L136 245L137 247L134 245ZM53 244H54L55 247H52ZM96 244H97V246H95ZM128 244H130V245H128ZM167 244H169L168 247H167ZM189 244H190V247H189ZM220 244H221V247H220ZM62 245L64 246V249H63ZM138 245L140 247H138ZM171 245H172V247H171ZM195 245H196V247H195ZM246 245H248V246L245 247V250L243 252H242V250H241V252H239V248H241V247L243 248ZM8 246L10 247V249H9ZM74 246H75V248H74ZM16 247H18V249ZM60 247H62V249ZM182 247L185 248V249H183ZM51 248H53V249L55 248L54 249L55 251H59L58 249H60V251L56 254V252L53 249H51ZM140 248H141V250H140ZM156 248L158 249V251H156L157 250ZM71 249H72V251H71ZM90 249L100 250V253H102V255L100 253H97V252L96 253H84L85 255L83 254L84 251H89ZM112 249H115V252L116 251L118 252V253L116 252L115 255L119 254V256L117 255V258H115L113 260H107L106 261L105 259L107 257L113 255V252L111 251ZM129 249L132 250V251H130ZM148 249H150V252H149ZM25 250H27L26 253H25ZM81 250H83V251H81ZM125 250H126V252H125ZM48 251H50V252H48ZM64 251H66V252L64 253ZM142 252L145 253V254H143ZM237 252H239V253H237ZM52 253H55V254L53 255ZM152 253L153 254L155 253V254L153 255ZM210 253H212V255L214 253L215 254H222V255H220V259H217V260H221V262L215 261L212 258L211 255L210 256L208 255ZM68 254L69 255L71 254V255L69 256ZM188 255H190V256H188ZM195 255H197L196 256L197 258L195 257ZM256 255H254L253 257H249L247 260L241 262V264H264V249H263V251H260ZM132 256H134V257H132ZM90 257H92V260H90L91 259ZM98 257H100V258H98ZM120 257H122V258H120ZM54 258H56V259H54ZM60 258H61V260H60ZM66 258L71 260V261L67 260ZM88 258H90V259H88ZM13 259H15V260H13ZM35 259L38 260V261L36 262ZM161 259H162V261H161ZM139 260H141V261L139 262ZM88 261H91V262H88Z\"/></svg>",
  "mask_w": 264,
  "mask_h": 264
}]
</instances>
